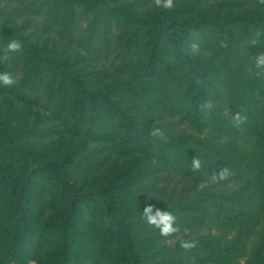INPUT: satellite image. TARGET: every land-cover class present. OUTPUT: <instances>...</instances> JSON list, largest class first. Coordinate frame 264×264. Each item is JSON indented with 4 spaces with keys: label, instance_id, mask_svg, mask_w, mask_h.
<instances>
[{
    "label": "trees",
    "instance_id": "16d2710c",
    "mask_svg": "<svg viewBox=\"0 0 264 264\" xmlns=\"http://www.w3.org/2000/svg\"><path fill=\"white\" fill-rule=\"evenodd\" d=\"M46 1L51 6L83 4L94 12L91 23H98V20L104 22L111 16L132 17L127 10L112 4L110 0ZM215 1L230 7L238 0ZM249 2L253 6L247 5L241 11L229 10L225 17L212 14L171 23L162 16L144 19L146 24L139 21L121 41L125 57L123 69L130 74L131 81L125 80L102 93L92 88L91 80L76 70L68 57L34 42L24 43L14 32V27L3 21L0 25L5 32L2 33L1 44L5 46L11 40H17L26 49L23 59L27 82L22 94L29 95L40 85L50 90L54 86V93L60 100L50 113L65 120L78 135L94 132L103 140L112 141L121 154L140 151V157L159 155L168 165L178 168L185 175L195 172L192 161L198 153L201 154L200 150L206 152L202 154L207 160L206 166L215 170L237 158L242 166V184L231 190L227 199L239 203L241 209L232 217L245 218L253 212L260 216L264 229V105L246 94L252 89L249 83H246L250 86L246 90L236 89L238 76L245 69H233L230 59L234 45L241 46L243 52H249L256 42L264 39V0ZM103 33L104 30L100 35ZM207 44L213 49V56L222 59L230 76L226 74L221 78L220 69L211 58L200 59V55L191 54L193 49H201ZM167 46L172 49L167 52L170 57L164 54ZM44 64L49 66V76L43 75ZM0 73H6L2 64ZM221 81L226 86L224 98L218 91ZM7 88L11 92L17 91L0 82V92ZM144 97L153 101L156 111L177 117L201 135L171 136L163 122L148 114L147 105L128 103L129 99L140 100ZM225 102L231 105L228 108L230 114L224 112L222 103ZM86 113L89 116L87 122L83 121ZM156 129L162 134L154 135ZM113 133L117 134L114 141L106 138V135L110 137ZM220 136L222 143L216 144ZM0 141L9 144L5 154L8 159L0 163V221L4 224L0 225V264L38 261L37 254L43 240L36 231H31L30 212H34L37 199L44 197L47 187L60 189L57 203L63 209L61 218L54 222L56 247L47 250L41 261L50 260L51 264H95L92 261L96 260L97 252L100 250L103 253L109 247L105 264H158L159 261L163 264H208V261L211 264H234V247L240 245L238 237L219 250L215 246L218 241L216 237L201 236L197 240L180 242L172 248L175 251L173 254L159 243V240L179 233L190 222L194 223L192 225L199 224L196 217L187 215L188 206H182L179 202L163 206L143 202L136 207L137 216L131 219L118 213L116 198L129 205L135 188L150 187L146 183L149 181L147 177L128 175L127 171L133 166L128 165L124 171H117L107 186L84 191L83 182L72 176L80 164V158H76L74 151L59 163L34 161L20 146L18 138L16 140L12 136L10 127L1 121ZM14 151L23 155L18 168L12 163ZM10 167H13V175L8 179L3 171ZM124 172L125 178L121 180ZM11 181L14 186L12 202L6 199L5 192L6 185ZM148 206L153 214L164 212L173 215L176 231L161 234L160 229L146 219L144 210ZM95 207L102 209V224L97 236L88 239L76 233L77 226L73 219L81 212L91 222ZM40 232L44 235L46 228L43 227ZM138 240H143L141 245L144 249L136 248ZM185 244L189 246L185 247Z\"/></svg>",
    "mask_w": 264,
    "mask_h": 264
},
{
    "label": "rangeland",
    "instance_id": "374dc122",
    "mask_svg": "<svg viewBox=\"0 0 264 264\" xmlns=\"http://www.w3.org/2000/svg\"><path fill=\"white\" fill-rule=\"evenodd\" d=\"M110 2L127 10L132 17L111 16L104 22L98 20V23H91L94 12L83 4L64 7L60 4L51 6L46 0H0V22L3 21L8 26L14 27V32L24 43L34 42L38 46H45L53 52L68 57L70 61H73L76 70L91 80L92 88L102 93L125 80H130V74L126 73L122 65L125 57L121 41L126 32L134 28L139 21L146 24L144 19L162 16L171 23L186 18L195 20L212 14L225 17L229 10L241 11L247 5L253 6L249 0H238L230 7L222 6L215 0H173L172 8H164L162 6L164 0H159V2L158 0H110ZM102 30L104 33L100 35ZM3 32L5 31L0 25V64L3 65L5 72L15 79V83L10 87L17 91L13 93L7 88L6 91L0 92V121L10 127L12 136L16 140L18 138L20 146L32 160L59 163L74 151L76 158H80V164L72 176L83 182L84 191L96 186H107L117 171H124L128 165L133 166L127 171L128 175L147 177L149 181L146 183L150 184V187L135 188L129 205H124L116 198L118 213L131 219L137 216L136 207L143 202H155L161 206L179 202L182 206H188L187 215L198 219L199 224L192 225L194 223L190 222V225L185 226L171 238L159 240V243L170 249L172 254L175 252L172 248L180 242L197 240L201 236L216 237L218 241L215 242V246L219 250L238 237L240 245L234 247V264H264V229L260 216L251 212L245 218L240 216L233 218L232 216H235L241 207L239 203L227 199L231 190L242 184L240 178L242 166L237 158H233L223 168L219 167L215 170L206 166L208 165L207 160L202 155L206 152L200 150L201 154L198 153L195 157L200 161V167L194 169L195 172L192 175H185L178 168L168 165L166 160L160 158L159 155L140 157L141 154H138L140 151L136 154H121L114 148L112 141L103 140L94 132L78 135L76 130L64 122L65 120L58 119L50 113L53 106H56L60 100L59 96L54 93L56 91L54 86L50 90L40 85L30 94L27 93L29 95L22 94V89L27 82L23 59L26 49L21 47L17 51H12L7 48L8 43L2 46ZM232 48L234 53L230 55V59L233 69L238 67L245 69L238 76L237 82L239 83L236 89L246 90L250 87L246 83H249L252 89L250 88L249 92L246 91V94L264 105V64L257 63L260 57H264V39L256 42L249 52H243L239 45H234ZM170 50H172L171 46H167L164 54L171 52ZM191 52L193 55H200V59L211 58L219 67L221 78L226 74L231 75L222 59L213 56L214 51L209 44L201 49H193ZM167 54H169L167 57H170V53ZM42 70H44L43 75L49 76L47 64H44ZM225 88V82L221 81L218 84V91L223 96L222 98L227 94ZM132 102L147 105L148 114L156 117L158 122H163L171 136L201 135L177 117L156 111L152 100H147L145 97L140 100L129 99L128 103ZM222 105L224 112L230 114L228 113L230 103L225 102ZM88 118L86 113L83 121H89ZM106 138L114 141L117 134L113 133L110 137L106 135ZM222 139L220 136L216 144H221ZM8 147L9 144L6 145V142L0 141L1 164L2 161L8 159L5 156ZM22 159L23 155L14 151L12 161L14 167L18 168ZM12 168L3 171L8 179L13 175ZM125 173L121 180L125 178ZM13 187L12 181L6 185V199L10 202L14 200ZM47 189L44 197L37 199L38 204L34 212H30L31 231H36L43 243L40 252L36 253L38 261L30 260L27 264H51L50 260L41 261L40 259L47 250H53L57 244L54 236V222L62 216L63 207L57 203L61 191L55 187H47ZM124 191L128 190L124 189ZM124 195L126 196L125 193ZM93 216L90 222L79 212L73 219L77 226L76 233L88 239H94L102 224V209L95 207ZM0 225L4 224L0 221ZM43 227L47 231L44 235L40 232ZM142 242L143 240L136 241V248L144 249ZM108 249L109 247L105 248L103 253L99 250L96 260L92 262L105 264L109 257ZM211 263L208 261V264ZM158 264L163 263L159 261Z\"/></svg>",
    "mask_w": 264,
    "mask_h": 264
},
{
    "label": "clouds",
    "instance_id": "9594fccd",
    "mask_svg": "<svg viewBox=\"0 0 264 264\" xmlns=\"http://www.w3.org/2000/svg\"><path fill=\"white\" fill-rule=\"evenodd\" d=\"M162 6L164 8H172L173 0H164ZM7 48L12 51H17L21 48V44L17 40H11L7 44ZM257 63L264 64V57H260ZM0 82H2L5 85L11 86L15 83V79L8 73H0ZM153 134L157 135V134H162V133H160L159 129H156L154 130ZM192 167L193 169H198L200 167V161L194 158L192 161ZM222 177H223V173L221 174V178ZM144 212H145V216L148 222L158 227L160 229L161 234L168 235L176 231V228L174 227V223H173L175 220V217L171 215L170 213L156 212L155 214H153L151 212L150 206L146 207ZM184 246L188 247L189 245L185 244Z\"/></svg>",
    "mask_w": 264,
    "mask_h": 264
}]
</instances>
